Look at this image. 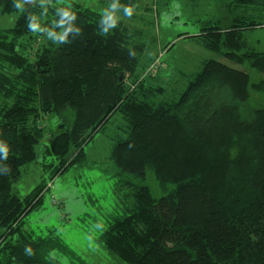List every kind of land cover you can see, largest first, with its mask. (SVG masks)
Wrapping results in <instances>:
<instances>
[{
	"label": "trees",
	"instance_id": "16d2710c",
	"mask_svg": "<svg viewBox=\"0 0 264 264\" xmlns=\"http://www.w3.org/2000/svg\"><path fill=\"white\" fill-rule=\"evenodd\" d=\"M102 1L115 7V23L72 0H19L22 9L0 0V19L15 16L0 26V264L71 256L56 236L35 239L24 227L48 186L13 193L53 113L62 121L45 150L58 161L47 166L52 181L85 162L113 118L126 122L110 157L115 205L98 238L109 255L124 264H264V53L245 39L264 28V0H205L225 6L222 25L188 37L251 71L206 60L179 98L160 101L165 88L145 84L159 64L137 75L144 32L123 20L141 0Z\"/></svg>",
	"mask_w": 264,
	"mask_h": 264
},
{
	"label": "rangeland",
	"instance_id": "374dc122",
	"mask_svg": "<svg viewBox=\"0 0 264 264\" xmlns=\"http://www.w3.org/2000/svg\"><path fill=\"white\" fill-rule=\"evenodd\" d=\"M53 0H20V3H37L44 7ZM60 1V0H57ZM89 7L107 17L114 15L115 7L102 0H72ZM137 12L124 16V21L143 30L140 40L145 45L139 56L137 75L144 76L152 71L155 63L159 70L153 77H147L146 86L165 88L164 96L157 101L177 99L186 90L189 81L200 72L206 60H215L239 71L249 72L246 66L236 65L218 55L205 50L196 39L202 29L221 26L226 8L217 2L205 0H141ZM147 8L146 21L142 23L143 10ZM116 19V17H114ZM120 17H118L119 19ZM15 16L0 19L1 27H11ZM115 23V20L114 22ZM248 45L259 53H264V28L245 34ZM150 68V69H149ZM251 71V70H250ZM152 74V73H151ZM254 100L260 101L259 96ZM61 117L56 113L44 118L47 132L55 136L59 133ZM48 135L36 148L39 159L35 164L22 169V177L13 186V193L20 198L27 197L37 187L47 185L41 205L27 215L25 230L35 238L46 239L56 236L71 252V256L59 250L48 254L55 264H124L109 255L98 242L102 228L107 227L109 214L114 203V164L110 160L113 145L119 139L128 137L126 122L116 116L98 133L85 148V162L71 167L67 172L50 180L52 168L58 161L45 154L50 145ZM154 188V185H151ZM112 218L116 214L111 215ZM105 219V220H104ZM53 232V234H51ZM3 230L0 229V235Z\"/></svg>",
	"mask_w": 264,
	"mask_h": 264
},
{
	"label": "clouds",
	"instance_id": "9594fccd",
	"mask_svg": "<svg viewBox=\"0 0 264 264\" xmlns=\"http://www.w3.org/2000/svg\"><path fill=\"white\" fill-rule=\"evenodd\" d=\"M14 6L17 7V8H21L22 9V5L19 3V0H17V2L15 3ZM128 12L130 14L131 13V9H129ZM109 19H111V18H109Z\"/></svg>",
	"mask_w": 264,
	"mask_h": 264
},
{
	"label": "built area",
	"instance_id": "2783aa9c",
	"mask_svg": "<svg viewBox=\"0 0 264 264\" xmlns=\"http://www.w3.org/2000/svg\"><path fill=\"white\" fill-rule=\"evenodd\" d=\"M155 64H157V63H155ZM153 67H155V65ZM153 67H152V69H153Z\"/></svg>",
	"mask_w": 264,
	"mask_h": 264
}]
</instances>
